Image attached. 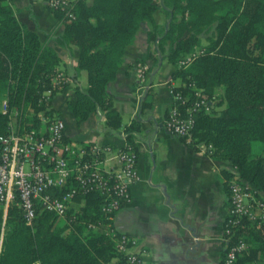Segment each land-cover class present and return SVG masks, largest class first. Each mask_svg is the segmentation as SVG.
<instances>
[{"label": "trees", "instance_id": "16d2710c", "mask_svg": "<svg viewBox=\"0 0 264 264\" xmlns=\"http://www.w3.org/2000/svg\"><path fill=\"white\" fill-rule=\"evenodd\" d=\"M158 7L165 17L163 24L153 15ZM50 9L62 24L55 40L76 47L74 67L85 71L86 86L72 88L66 107L75 123L90 112L103 111L109 129L119 125L120 115L111 106L105 85L114 79L141 21L147 24L146 45H152L138 58L141 61L164 57L174 66L205 34L206 51L185 67L174 66L170 73L179 78L174 90L186 96L188 104L194 90L206 99L216 87L222 90L215 101L218 110L193 111L189 143L209 145L211 158L234 167V178L264 194V0H72L69 7ZM59 62L56 52L16 18L10 0H0V134L6 132L10 120L27 129L41 122L40 111L54 110L50 94L44 91L51 87L50 75L58 70ZM139 127L137 117L123 127L125 141L132 147V134ZM255 142L259 151L252 153ZM222 172L229 179L231 173L225 168ZM260 200L264 205V197ZM101 201L96 190L79 192L61 216L36 209L30 224L11 204L4 220L0 264L122 262L123 255L101 228L87 226L88 222H105ZM114 214L106 221L120 231ZM238 238L245 248L230 264H256L258 259L264 264V217L260 221L241 218L230 240Z\"/></svg>", "mask_w": 264, "mask_h": 264}, {"label": "crops", "instance_id": "0c3cea01", "mask_svg": "<svg viewBox=\"0 0 264 264\" xmlns=\"http://www.w3.org/2000/svg\"><path fill=\"white\" fill-rule=\"evenodd\" d=\"M10 2L16 18L33 29L60 58L66 85L52 95L51 105L64 120L66 137L81 143L123 144L124 126L119 122L120 127L112 133L104 123L103 111L90 112L79 123L68 111L65 99L75 85L86 86L85 71L74 67L76 47L62 46L55 40L62 24L47 1ZM143 23L125 48L114 79L105 85L111 106L120 116L126 113L129 119L137 117L141 127L135 138L138 178L129 186V201L115 212L114 224L135 237L151 264H223L222 227L228 204L223 166L206 149L187 144L163 127L172 101L168 86L174 87L180 80L171 77L172 69L162 73L165 65L161 60L151 70H143L140 78L132 70L133 59L139 55L135 48L145 44L139 41H144L139 30ZM127 63H131L128 68Z\"/></svg>", "mask_w": 264, "mask_h": 264}, {"label": "built area", "instance_id": "2783aa9c", "mask_svg": "<svg viewBox=\"0 0 264 264\" xmlns=\"http://www.w3.org/2000/svg\"><path fill=\"white\" fill-rule=\"evenodd\" d=\"M46 1L52 9H63L72 3V0ZM48 92L49 88L45 90L46 96ZM169 92L172 101L167 108L165 129L175 135H188L193 124V111L207 109L208 105L202 98L184 104L179 92L172 88ZM39 117L41 122L27 129L10 120L6 132L0 134V247L7 208L11 204L19 208L23 221L30 224L36 209L61 216L74 201L75 194L96 190L102 196L99 210L105 222H88L87 226L101 228L123 255V264H151L143 258L144 250L137 246L134 237L117 231L106 221L129 201V186L138 178L132 146L126 141L115 149L109 143L72 141L65 135L61 116L40 111ZM104 152L110 153L103 156ZM226 186L228 204L222 227L223 264H230L245 248L242 239L230 240L232 228L241 218L254 219L252 211L255 208L263 218L264 205L254 198V189L245 181L229 178ZM130 245L135 246L134 250Z\"/></svg>", "mask_w": 264, "mask_h": 264}, {"label": "rangeland", "instance_id": "374dc122", "mask_svg": "<svg viewBox=\"0 0 264 264\" xmlns=\"http://www.w3.org/2000/svg\"><path fill=\"white\" fill-rule=\"evenodd\" d=\"M155 3H158V1L159 0H153ZM154 18H155V20L156 21H158L159 23H162L163 24V22H164V15H163V13H162V11H161V9H160V7H158L157 8V10L154 12ZM146 29H147V25H146V23H143V25L142 26H140V28H139V30H141V35H142V37H144V41L142 40V39H140L139 41H141V42H144L145 44H144V46H143V43L141 44V46H143V47H141V46H136V48H135V50L136 51H138V53H139V55L137 56V57H135L134 59H133V65H134V67L132 68V70H136V73L137 74H139V73H141L142 74V70H151L152 68H154L156 65H157V61H159V60H161L162 61V64H164L165 65V67L162 69V73H166V70H171V69H173L174 68V66L175 67H185V66H187L190 62H191V60L194 58V57H196V56H198L199 54H201V53H203L204 51H206V49H205V47H204V45H206V36H205V34H200V40H201V42H200V44H198V45H196V46H193L191 49H189V50H187V51H185V52H183L178 58H177V60H176V62H175V64H174V66L172 65V64H170V63H168L167 61H166V59L163 57V58H159L157 61H155V60H152V58H149V60H145V61H141V60H139L138 58H141V57H144V55H145V53H146V50L148 49L147 47L149 46L150 48H152V45L149 43V45L147 46L146 45V41H145V31H146ZM206 33H208V32H206ZM140 38V37H139ZM155 56V55H154ZM157 58V57H156ZM170 66V67H169ZM169 67V68H168ZM168 68V69H167ZM57 69L58 70H56L54 73H52V75H50V88H49V92H48V94L47 95H49V97L51 96L52 97V95H54V94H57L58 92H60L61 90H62V88L66 85V76H65V74H64V70H60V68H59V64L57 65ZM156 77H157V74L155 75V77L153 78V81H156ZM138 78H140V76H138ZM86 80V79H85ZM180 83V82H179ZM178 83V84H179ZM192 83V82H191ZM177 84V85H178ZM177 85H174V87H176ZM174 87L172 86V85H169L168 86V92H169V88H172V90L174 89ZM196 92V93H195ZM221 92H222V90H221V88H219V87H216L215 89H214V91H213V93L211 94V96L209 97V99H206V96L205 95H200L201 97H199L198 95L200 94L199 93V91L198 90H194L193 92H191V94H192V96L194 97V98H202V100L204 101V102H206L207 103V105H208V108L207 109H204V108H201V109H203L205 112H208V113H210V112H214L215 110H218L220 107L219 106H215V101L218 99V96H220V94H221ZM170 93V92H169ZM44 94H45V91H44ZM183 96V98H184V103H186V104H188L187 103V97L186 96H184V95H182ZM42 112H44V111H42ZM46 113V112H45ZM48 114H50V115H52V114H57V115H59V112L56 110V109H54V110H51V111H49V112H47ZM166 115H167V113H166ZM60 116V115H59ZM165 118H166V116L163 118V127L165 128V126H164V120H165ZM120 126H124L126 123H128L129 122V116H128V114H126V113H123V114H121V116H120ZM41 121V120H40ZM103 124V123H102ZM122 124V125H121ZM119 126V125H118ZM119 126V127H120ZM140 129H141V127H139V129L137 130V131H135L133 134H132V141L134 142V144H133V146L134 147H132L133 149H134V151H135V138L137 137V133L140 131ZM112 130V133H115V131H116V129L115 128H112L111 129ZM152 132V131H151ZM151 132H149V134H148V136L150 137L151 136ZM170 133V132H169ZM172 134V133H171ZM173 135H175V134H173ZM176 136H179L180 138H182L183 140H185L186 142H187V144H189V145H192L193 146V144H191V143H189L190 142V134H188V135H176ZM145 140H147V138L145 139ZM255 145L254 146H252L251 148H250V150H251V152L253 153V152H257V151H259L258 150V147L256 146L258 143H254ZM112 145V144H111ZM112 147H113V145H112ZM201 147V150H205L206 149V151H207V153H208V148H209V145L208 146H200ZM199 147V148H200ZM116 147H114V149H115ZM112 151H115V150H112ZM110 152H104L103 153V156H107L108 154H109ZM208 155H209V153H208ZM210 156V155H209ZM147 157H148V155H147ZM218 161V163H220L221 164V166H223L222 168H225L227 171H229L230 173H231V175L229 176V178H233L234 176H237L236 175V172H235V168L234 167H232V166H228L224 161H220V160H217ZM227 179V178H226ZM228 180V179H227ZM252 189H254V188H252ZM254 191H255V194L256 195H254L255 197V199L257 200V199H260V198H262V197H264V194L260 191V190H257V189H254ZM254 211V212H253ZM252 211V213L254 214V219H250L248 216L247 217H244V218H246V219H248V220H256V221H260V220H262V217H260V212L258 211V209L257 208H255L254 210ZM251 217V216H250ZM59 222H62L63 221V219H60L59 218V220H58ZM135 238V237H134ZM134 248H135V246L134 245H130V249L131 250H134ZM143 258H145V256L143 255ZM146 259V258H145ZM112 260H114V258H112L111 259V261ZM147 260V259H146ZM108 264H110V263H108ZM118 264H123V261L122 262H120V263H118ZM256 264H262V261L261 260H257L256 261Z\"/></svg>", "mask_w": 264, "mask_h": 264}]
</instances>
